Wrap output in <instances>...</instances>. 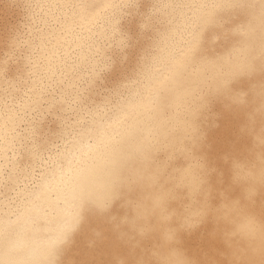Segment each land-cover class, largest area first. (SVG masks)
<instances>
[{"label": "snow or ice", "instance_id": "6c2138e0", "mask_svg": "<svg viewBox=\"0 0 264 264\" xmlns=\"http://www.w3.org/2000/svg\"><path fill=\"white\" fill-rule=\"evenodd\" d=\"M39 6L43 11L39 26L15 37L11 52L5 55V67L0 68V264H49L56 246L78 227L88 190L100 170L95 163L98 158L109 159L137 137L157 139L161 151L177 141L183 143L187 134L186 121L156 115L152 96L165 81L182 87L179 77L191 49L169 51L166 73L152 78L144 91L116 92L117 99L106 97L95 107L88 105L78 83L94 82L84 78L91 75L88 52L96 42L114 41L119 34V45L127 46L131 37L121 31L120 24L128 9H140L139 0H40ZM220 8L247 15L249 41L243 67H256L258 60L264 69V0H153L151 10L142 14L141 27L149 28L165 9L172 19L206 25ZM53 32L76 33L92 41L69 66L68 81L62 78L66 73L58 77L52 71L50 57L37 55L46 41L51 44L48 37ZM12 59L27 61V87L23 75L8 77L7 63ZM240 71V67L230 69L229 79L217 91H227ZM255 90L264 97V83ZM234 99L244 103L239 94ZM41 108L68 113L61 120L64 145L55 154H48V142L40 137L35 116L25 118L32 113L42 116ZM260 111L264 112V105ZM181 154L188 159L191 150ZM25 157L27 162L21 164ZM161 166H166L165 161ZM114 195L100 198L98 205L106 209Z\"/></svg>", "mask_w": 264, "mask_h": 264}, {"label": "bare ground", "instance_id": "6f19581e", "mask_svg": "<svg viewBox=\"0 0 264 264\" xmlns=\"http://www.w3.org/2000/svg\"><path fill=\"white\" fill-rule=\"evenodd\" d=\"M139 3L140 9H128L120 24L121 31L131 37L126 47L119 45L117 34L116 40L96 42L88 52L91 75L84 80L94 82H78L86 102L95 107L106 97L117 99L116 92L144 91L152 78H162L166 73L169 51L175 47L185 51L191 49L187 67L179 77L182 87L165 81L152 96L158 117L186 121L187 134L183 143L177 141L169 148L166 166L171 164L177 169L205 172L216 200L221 194L239 198L240 190L231 183L232 163L246 156L252 147V139L246 131L250 117L255 115L257 122L261 118L255 112L259 105L253 103L252 87L260 77L252 76L254 67H243L249 41L247 15L220 8L214 11L210 23L194 26L190 20L181 17L172 19L168 15L170 10L165 9L158 12L153 24L145 29L141 27L142 14L151 10L153 0H139ZM39 5L40 0H0V68L5 67V55L11 52L15 37L20 33L26 35L39 26L43 15ZM48 38L51 44L46 41L37 55L50 57L52 71L58 77L61 72L66 73L62 78L68 81L71 76L69 66L92 41L67 32H53ZM237 67L241 69L240 74L231 78L227 91L239 94L244 103H233L225 98L224 90L217 91L222 82L229 79V70ZM28 68L26 60H9L8 77L15 79L23 75L27 87ZM41 112L42 116L32 113L25 118L30 120L35 116L39 135L48 142V154H55L64 145L60 128L62 118L68 113L46 108H41ZM181 150H191L190 158L185 159ZM106 161L98 158L95 163L102 167ZM20 162L26 163L27 158ZM124 203L120 194L115 193L103 215L83 207L78 227L67 240L56 246L48 259L54 264H116L117 257L126 256L128 249L118 239L108 218L119 220L125 213ZM253 211L264 214V195L256 197ZM180 239L182 247L197 264H229L227 249L211 221L190 232H182Z\"/></svg>", "mask_w": 264, "mask_h": 264}, {"label": "clouds", "instance_id": "9594fccd", "mask_svg": "<svg viewBox=\"0 0 264 264\" xmlns=\"http://www.w3.org/2000/svg\"><path fill=\"white\" fill-rule=\"evenodd\" d=\"M256 61L252 76L253 103L259 105L246 129L252 139L248 154L232 163L231 183L239 198L221 194L216 200L202 170L162 167L169 149L158 151L157 139L137 137L100 167L88 190L84 207L103 215L97 201L119 193L125 213L109 217L113 231L128 249L116 264H197L182 247L180 234L211 221L227 249L229 264H264V214L253 211L256 197L264 195V97L256 88L264 83V69ZM225 98L235 103L229 91ZM254 117V119H253ZM180 135L179 133L177 134ZM166 163V161H165ZM99 235V233H97ZM49 264H54L49 259Z\"/></svg>", "mask_w": 264, "mask_h": 264}]
</instances>
